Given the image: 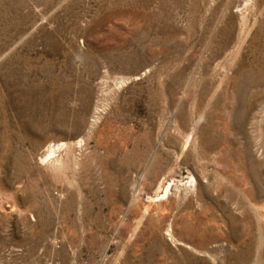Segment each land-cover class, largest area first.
<instances>
[{
	"label": "rangeland",
	"instance_id": "obj_1",
	"mask_svg": "<svg viewBox=\"0 0 264 264\" xmlns=\"http://www.w3.org/2000/svg\"><path fill=\"white\" fill-rule=\"evenodd\" d=\"M0 264H264V0H0Z\"/></svg>",
	"mask_w": 264,
	"mask_h": 264
},
{
	"label": "bare ground",
	"instance_id": "obj_2",
	"mask_svg": "<svg viewBox=\"0 0 264 264\" xmlns=\"http://www.w3.org/2000/svg\"><path fill=\"white\" fill-rule=\"evenodd\" d=\"M57 147H58V145H57ZM46 149H48V153L46 154L47 155L46 157L51 156V154H53L55 152V148L53 147V145L52 146L51 145L47 146Z\"/></svg>",
	"mask_w": 264,
	"mask_h": 264
}]
</instances>
